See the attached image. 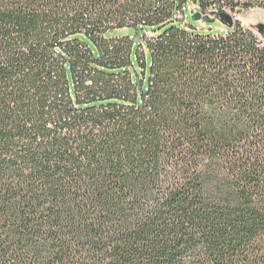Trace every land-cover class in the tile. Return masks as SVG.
Wrapping results in <instances>:
<instances>
[{"label":"trees","instance_id":"obj_1","mask_svg":"<svg viewBox=\"0 0 264 264\" xmlns=\"http://www.w3.org/2000/svg\"><path fill=\"white\" fill-rule=\"evenodd\" d=\"M188 6L233 24L201 33ZM251 8L264 0H0V264H264Z\"/></svg>","mask_w":264,"mask_h":264},{"label":"rangeland","instance_id":"obj_2","mask_svg":"<svg viewBox=\"0 0 264 264\" xmlns=\"http://www.w3.org/2000/svg\"><path fill=\"white\" fill-rule=\"evenodd\" d=\"M187 16H188L187 21L190 22L192 25L196 26L199 29V32L201 33H207L208 32L207 30H201V29H208L209 26H212L214 28V30L212 31L214 33H220L222 29L223 31L226 29L225 26L220 21L207 23L204 20H194L189 6L187 8ZM238 18L245 26H255L258 23H264V8H251L248 10H244L238 15ZM125 35H135V32L133 29H122L110 33V37L113 36L121 37ZM135 40H136V44L134 46L132 59L137 65V67L141 70V66L139 65V61L137 58L138 41L140 39L136 38ZM91 46L95 50H97L93 43H91ZM151 64H152V55L151 52L148 50V54H147L148 77L150 76V72H151Z\"/></svg>","mask_w":264,"mask_h":264},{"label":"water","instance_id":"obj_3","mask_svg":"<svg viewBox=\"0 0 264 264\" xmlns=\"http://www.w3.org/2000/svg\"><path fill=\"white\" fill-rule=\"evenodd\" d=\"M202 18L200 12H195L193 15L194 20H200ZM221 22L225 24H229L231 26L233 24L234 18L231 14L224 13L220 16ZM210 22H214V20H210ZM255 27L258 29L259 33L264 37V23H258L255 25Z\"/></svg>","mask_w":264,"mask_h":264},{"label":"built area","instance_id":"obj_4","mask_svg":"<svg viewBox=\"0 0 264 264\" xmlns=\"http://www.w3.org/2000/svg\"><path fill=\"white\" fill-rule=\"evenodd\" d=\"M179 16H180V17H182V16H183V15H182V13H181V14H179Z\"/></svg>","mask_w":264,"mask_h":264}]
</instances>
